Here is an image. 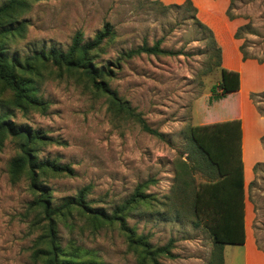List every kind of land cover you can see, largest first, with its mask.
Here are the masks:
<instances>
[{"label": "rangeland", "instance_id": "rangeland-1", "mask_svg": "<svg viewBox=\"0 0 264 264\" xmlns=\"http://www.w3.org/2000/svg\"><path fill=\"white\" fill-rule=\"evenodd\" d=\"M184 1L28 0L12 20V27L22 25L23 32L3 40L4 53L22 61L41 49L65 51L76 32L89 41L107 27L111 34L93 63L110 69L104 85L160 137L110 111L107 96L78 76L57 77L51 68L22 74L32 88L30 95L42 103L39 107L13 106L14 93L0 82V113L8 126L38 134L40 140L31 150L37 162L69 169L38 177L51 207L85 189L84 204L111 215L138 185L148 182L140 189L147 198L133 204L124 221L154 247L171 242L173 258L160 256V264L212 260L211 237L203 226H193L191 211V192L206 176L186 168L192 161L183 134L188 126L226 116L239 119L245 222L256 246L247 242L245 252L249 264H264V0H189L196 18L212 32L221 67L240 76L238 91L220 100L211 98L219 69L205 72L213 60L207 35L189 13L161 7ZM160 38V48L174 55L121 57L143 41L151 46ZM19 143L18 136L0 132V264H43L34 257L48 241V222L31 205L38 194L30 190L25 171L14 179L10 174ZM54 231L60 248L80 249L77 262L137 264L117 224L94 223L74 210L55 218ZM243 252L225 245L223 264H243Z\"/></svg>", "mask_w": 264, "mask_h": 264}, {"label": "trees", "instance_id": "trees-1", "mask_svg": "<svg viewBox=\"0 0 264 264\" xmlns=\"http://www.w3.org/2000/svg\"><path fill=\"white\" fill-rule=\"evenodd\" d=\"M156 4V3H155ZM28 0H7L0 5V82L7 85L14 93L13 106L23 108L25 105L39 107L42 105L33 98L30 93L32 88L22 74H38L39 68H51L56 71L57 77L64 74L76 75L87 82L91 87L104 93L108 98L109 110L117 116L135 121L142 131L153 136L160 137V133L152 129L142 118L140 113L135 112L128 102L121 101L114 92L110 91L103 80L109 78V68L98 67L93 63V57L99 51L103 41L111 34L106 27L98 31L92 40L84 41L81 34L76 32L70 45L65 51L54 47L48 50L41 49L24 57L20 61L16 57L9 58L3 49V40L16 33L21 34L24 30L22 25L12 27L14 16L26 9ZM164 10L174 8L190 14L192 22L207 35L208 45L211 48L205 72L212 68L220 71L219 82L211 88V98L220 100L229 93L238 91L240 76L236 71L221 67L220 49L217 46L212 32L196 18V9L189 0L180 5H166ZM162 39H158L151 46L145 41L135 48L121 54L122 58L142 54L163 56L174 55L172 51L160 48ZM176 54V53H175ZM5 116L0 113V132L19 137L20 154L10 162V174L14 179L22 171H25L31 191L38 194L31 203L32 207L41 210L48 222L45 247L34 252V257L43 264H95L93 262H77L81 258L80 249H62L57 245L54 235V220L57 217L69 215L76 210L94 223L117 224L119 230L126 238L129 249L135 252L137 264H160L159 257L173 258L170 252L171 242L162 247L152 246L143 235H136L133 229L126 226L124 221L125 212L138 201L147 197L140 191L148 183L138 185L133 195L121 206L114 209L111 215L102 210H94L84 204L82 189L75 199H66L59 207H51L48 204L45 189L38 183V177L46 171L53 173L69 172L67 167H61L48 161L37 162L31 150L40 137L37 133L29 134L27 131L8 126ZM187 142L188 160L192 165L186 167L190 173L198 172L206 176V181L199 183L191 192V211L193 226L200 225L207 229L214 247L212 260L209 264H223L221 249L225 245H243L244 233V177L242 163V130L239 119L223 122L188 126L184 131Z\"/></svg>", "mask_w": 264, "mask_h": 264}, {"label": "crops", "instance_id": "crops-1", "mask_svg": "<svg viewBox=\"0 0 264 264\" xmlns=\"http://www.w3.org/2000/svg\"><path fill=\"white\" fill-rule=\"evenodd\" d=\"M234 70V69H232ZM236 71V70H235ZM233 116L231 117H224V118H220L218 120H215V121H218V122H223V121H228V120H231ZM206 118V117H205ZM208 118V119H207ZM206 120L210 121L211 119L213 120V117H207ZM210 124V123H208ZM200 125H203V124H200ZM243 139V138H242ZM245 178V177H244ZM244 233H245V241H244V244L243 245H237V246H234V247H241L242 249H244V252H243V264H249V261H248V255L247 253L245 252V248L246 246L248 245V243L252 244L253 245V248L256 250V246L254 244V241H252L251 237L247 234V229H246V222H245V204H244Z\"/></svg>", "mask_w": 264, "mask_h": 264}]
</instances>
